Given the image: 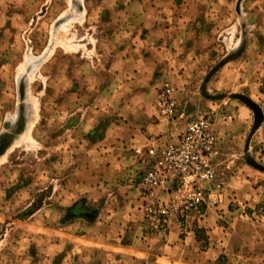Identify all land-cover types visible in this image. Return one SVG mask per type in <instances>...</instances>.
Segmentation results:
<instances>
[{
	"label": "rangeland",
	"instance_id": "1",
	"mask_svg": "<svg viewBox=\"0 0 264 264\" xmlns=\"http://www.w3.org/2000/svg\"><path fill=\"white\" fill-rule=\"evenodd\" d=\"M197 117L221 202L169 250L133 148ZM183 261L264 264V0H0V264Z\"/></svg>",
	"mask_w": 264,
	"mask_h": 264
},
{
	"label": "built area",
	"instance_id": "2",
	"mask_svg": "<svg viewBox=\"0 0 264 264\" xmlns=\"http://www.w3.org/2000/svg\"><path fill=\"white\" fill-rule=\"evenodd\" d=\"M154 106L163 120L175 122L181 117L168 83L156 94ZM217 147L212 119L197 117L174 139L156 136L133 148L144 164L137 179L138 207L156 232H169L172 226L193 231L208 208L221 202L222 184L213 182L212 156Z\"/></svg>",
	"mask_w": 264,
	"mask_h": 264
},
{
	"label": "crops",
	"instance_id": "3",
	"mask_svg": "<svg viewBox=\"0 0 264 264\" xmlns=\"http://www.w3.org/2000/svg\"><path fill=\"white\" fill-rule=\"evenodd\" d=\"M157 136H160V135H157ZM161 136H163V138L164 139H166V140H169V136L170 135H168V134H166V136L165 135H161ZM156 137V136H155ZM203 222V221H202ZM160 235H158V236H156V237H158V238H160V240H161V244H162V246L165 248H168L169 250H174L175 249V247H167V245H168V243H169V239H170V235H171V233H170V231L168 232V233H163V232H161V233H159ZM186 235L188 236V237H186L185 239H184V241L183 242H186V241H188V240H190V237L191 236H194L195 237V232H194V230L193 231H189V232H187L186 233ZM164 253H167V252H165L164 251ZM181 264H188V262H185V261H183Z\"/></svg>",
	"mask_w": 264,
	"mask_h": 264
}]
</instances>
